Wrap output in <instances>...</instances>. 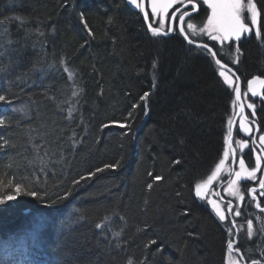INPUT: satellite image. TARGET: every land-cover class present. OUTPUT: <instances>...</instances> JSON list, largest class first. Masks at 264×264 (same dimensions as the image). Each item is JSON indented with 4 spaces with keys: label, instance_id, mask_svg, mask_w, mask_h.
Returning <instances> with one entry per match:
<instances>
[{
    "label": "trees",
    "instance_id": "1",
    "mask_svg": "<svg viewBox=\"0 0 264 264\" xmlns=\"http://www.w3.org/2000/svg\"><path fill=\"white\" fill-rule=\"evenodd\" d=\"M255 3L261 36L237 62L247 78L264 77ZM0 53L13 102L0 106V196L16 195L11 181L43 199L0 206V264H93L100 248L99 264H226L225 225L194 195L223 159L233 111L209 56L178 32L152 37L124 0H0Z\"/></svg>",
    "mask_w": 264,
    "mask_h": 264
},
{
    "label": "snow or ice",
    "instance_id": "2",
    "mask_svg": "<svg viewBox=\"0 0 264 264\" xmlns=\"http://www.w3.org/2000/svg\"><path fill=\"white\" fill-rule=\"evenodd\" d=\"M182 2V0H181ZM129 3L133 6H135L136 9H139L142 13L145 19L148 18L149 12L145 8V4L143 0H129ZM177 3V0H151V13L154 16L161 17L159 23V27H153L150 23L148 25L149 29L154 35H168L169 32H171L173 29L169 28L168 31H164V23L165 19L168 18L169 9L173 7L174 4ZM187 3L192 6V11H196L199 7V5L196 3V0H187ZM202 3L204 5H207V8L211 10V14L207 16V22L203 25V27H200L197 30V25L192 22L185 21L186 17L190 18V13L187 10H184L181 12V14L178 17L179 22V28L178 31L180 34L184 35L185 39L188 38V33L185 31V25L187 29L193 30V33L196 36H202L207 35V37L212 41H218L220 44H223L225 41H235L237 42V47L235 49L237 55H236V61L239 60V47L238 42L241 40V37L245 35L255 34L256 37L261 36V29H260V17H261V10L257 7V4L255 3V0H202ZM181 10L177 8L175 12H173L171 19L176 20V12H180ZM247 14V22H245ZM14 19L20 21L21 23H24L23 19L21 17H14ZM255 26V27H253ZM188 43H194L193 40H188ZM200 48H202L205 52H211L209 49L208 44H201L199 45ZM0 55H3V53H0ZM211 55L213 57L216 56L215 52H211ZM215 63L220 66L219 76L223 77L224 81L228 85H233L235 83L233 77H235V73L232 72V69L228 68L226 64H222L220 60H215ZM153 67H155V62L153 64ZM66 72H68V68L65 67L64 69ZM0 71H7V68H0ZM231 73V75H229ZM73 73L69 72V76L71 77ZM238 80V77H236ZM259 83L260 85L264 86V79H261L260 77H254L252 80L248 81V86L250 89H252V94L257 95V92L255 91L254 85ZM154 86V85H153ZM233 91L235 93V101H233V104L240 101L241 98V90L239 86H236L233 88ZM73 95H76V93H73ZM148 93H144V95L141 97V100H146L148 97ZM246 95V94H245ZM260 95L264 96V92L260 93ZM0 102H4L5 104H11V101L7 99L5 95H0ZM248 108L253 110V115L255 113V105L248 104ZM15 111V109H14ZM19 111H23V109H19ZM244 112V105L240 104V113L242 114ZM71 114V113H69ZM131 115V113H129ZM232 120L229 119L228 121V129H227V148L223 152V159L219 160V163L215 166V171L211 173L207 177L206 180L203 182L195 183L194 186V195L195 197L204 200L205 203L210 204L211 207L215 210L216 215L219 217L220 221H228L230 225L235 226L236 220L230 219L226 215L225 211L221 209V205L217 202L216 199H206V195L209 189V186L213 184L215 180H217L218 174L221 172V169L225 165L226 161L229 159L230 152L232 154V163L235 164L237 162L236 157V151L237 149L233 147V141H232ZM7 126V121L3 117L2 114H0V127ZM122 127H127V125H121ZM240 129L243 130L245 133H251L252 129L248 127L247 124H245L243 121L240 122L239 125ZM259 140L261 141V151H264V135H261L259 137ZM241 149L248 148L249 145L247 141L245 140H239L236 142ZM9 146V142L7 140L3 141V144H0V149H3L4 147ZM29 165L32 164V161H27ZM41 164H44V161L41 159ZM175 163L179 164L180 161L177 160ZM239 171H234L235 179H229L227 184L226 191L229 192L231 196L237 197L240 201H243L245 199L244 195L241 193V191L238 188V182L244 178V179H256V173L258 170H260L261 166V157L257 155L255 157V167H253L251 170H249L245 165V160L243 159V156L241 154L239 160ZM118 165H105L106 168H115ZM40 172H44V168L41 167L39 169ZM97 172L102 171V169H97ZM93 173L92 175H94ZM151 175V173H149ZM229 175H233V172L230 171ZM37 181L39 180V177L37 176L35 178ZM83 179V178H82ZM162 177L157 175L154 177V181L161 180ZM4 186L3 179L0 178V187ZM8 186H10L16 195L7 194L0 196V206H6L8 201H14L16 199V196L21 194V192H24L26 195L31 197H37L38 199H41L43 202V199L35 190H29L26 188L23 184L16 183L12 184L11 181L8 182ZM153 184H148L147 188L152 189ZM259 187L260 189L264 190V179L259 180ZM253 194V198L255 199V193L256 189L252 188L249 190ZM213 195L219 196V193H213ZM261 196H264V191L260 193ZM53 203H48V207H52ZM147 203V202H146ZM257 207H260V204H256ZM227 212L232 214L233 213V207L231 202L227 205ZM187 214V211L184 213ZM241 215V212L237 209L234 212L235 217H239ZM108 217H105V220H108ZM39 226V225H38ZM97 229L103 230L104 224L98 223L95 225ZM241 228L245 227L244 225L240 226ZM246 235L248 238H251L254 232L253 228V222L252 220L246 221ZM227 231L229 232L230 236L232 235L233 229L232 227L227 228ZM240 231V228L236 229V233L238 235ZM261 238L264 239V224L261 225ZM114 236H120V232H116L113 234ZM194 234L189 233V236H192ZM236 243L235 239L230 238L226 245V253H227V264H242L243 261V253L240 251L239 247L234 248V244ZM151 244H156V240H152L149 242L148 245H145V247H149ZM251 252V249L248 250ZM236 253L240 259H237L236 256L233 255V253ZM106 254V249L100 248V255L96 257V260L93 262V264H99V261L103 255ZM261 258L264 259V250L260 251ZM148 260L147 255L143 257L140 264H146ZM128 264H132V261L129 260ZM243 264H247L246 261H243ZM251 264H261L260 260H252Z\"/></svg>",
    "mask_w": 264,
    "mask_h": 264
},
{
    "label": "bare ground",
    "instance_id": "3",
    "mask_svg": "<svg viewBox=\"0 0 264 264\" xmlns=\"http://www.w3.org/2000/svg\"><path fill=\"white\" fill-rule=\"evenodd\" d=\"M125 1V0H124ZM146 2H144V4H145V8H146V10L149 12V16H148V21H144V23H145V25H146V28H147V31L150 33V35L152 36V37H156V36H161V37H166V38H168V37H171V36H163V35H154L152 32H151V30L149 29V27H148V25L151 23L152 24V26L153 27H159L160 26V23H159V19L157 18V17H155V16H152V13H151V8H150V4H149V1L150 0H148V2H147V0H145ZM125 3L127 4V6L130 8V9H132L133 11H136V12H138L139 14H141L142 15V17H143V13L139 10V9H136L135 8V6H132V7H134L135 9H133L132 7H131V5H129L126 1H125ZM174 6H175V4L173 5V8H174ZM207 6V5H206ZM181 11L180 12H178L177 14H176V16H177V19H178V17H179V15L181 14V12H183L184 11V9H185V7L184 6H181V7H178ZM177 9V8H176ZM175 9V10H176ZM209 14H207V12L206 11H203V14H200V15H198L197 13L199 12V7H198V9L196 10V11H192L193 13H191V11H188L189 13H190V18L189 17H186L185 18V21H186V23L187 22H192V23H194V24H196L197 25V30L200 28V27H203V25L205 24V22L207 21V16L208 15H210L211 14V10L209 9ZM169 12H170V9H169ZM173 12H175V11H173ZM173 12L172 13H169L168 14V16H169V19L167 18V22L169 23V26H168V24L165 22L164 23V31H168V29H169V27H170V24H171V17H172V14H173ZM195 14H197V15H195ZM144 19V18H143ZM175 20L174 21V30H175V27H176V29H177V32H179L178 31V25H179V22H178V20ZM245 22H247V14H246V19H245ZM253 27H255V26H253ZM185 31H186V33H188L189 35H188V37H189V39L190 40H193L194 41V43L193 44H189V43H187L186 42V40L181 36V34H180V36L182 37V39L184 40V42L188 45V46H190V47H192V48H194V49H198V50H201V51H203L207 56H209L212 60H213V62L215 63V61H214V57L211 55V53L210 52H205L202 48H200L199 47V45H201V44H208V46H210L213 50H214V52L217 54V56H218V58L220 59V61L221 62H223L224 64H226V65H228L229 67H231L233 70H234V72H235V75H236V77H238V80L240 81V90H241V100H242V104L244 105V112L241 114L240 113V103L239 102H236L235 104H233L232 105V107H233V111H232V114H231V116H230V118L229 119H231L232 120V122L234 123L235 122V124H234V128H237V121H236V116L238 115V116H240V115H242L241 117L243 118V122L245 123V124H247L248 125V127L250 128V126L251 127H253V128H255L256 129V132L258 133L259 131H261L263 134H264V128H262V125H261V119H260V114H259V112L263 109V107H264V102L259 98V97H257V98H254V97H252L251 95H250V90H249V87H248V81L249 80H251V79H253L254 77H260V78H262V79H264V77L263 76H261V75H253V76H251V77H249V78H247V77H244L241 73H240V71L237 69V61H236V55H237V53H236V51H235V49H236V47H237V42H235V41H225L223 44H220V42H218V41H212V40H210L208 37H207V35L205 34V35H202V36H196L194 33H193V30H191V29H187V27H186V25H185ZM252 36H255V34L253 33V34H250V35H245V36H243V37H241V40L238 42V47H239V57H240V46H241V44L244 42V41H246V40H249ZM225 59V60H229V62H227V61H225V60H223V59ZM215 65H216V67L218 68V70L220 71V67L215 63ZM229 75H231V73H229ZM236 77H233V79H234V81H235V83L233 84V85H229V86H231L232 87V89L234 88V87H236V86H238V80L236 79ZM223 78V77H222ZM224 80V79H223ZM245 93H246V95H248L252 100H254V101H259L261 104H262V106H261V108L258 106V109H259V112H258V115H259V118H256L255 117V119H251V117L249 118L248 116H247V114H246V105H245ZM233 95H234V101H235V93H234V91H233ZM12 104H13V102H11ZM3 105H6L5 103H0V106H3ZM239 113V114H238ZM235 114H236V116H235ZM233 125V124H232ZM255 143V145H256V147L259 149V151L260 152H258V153H261V166L260 167H262L263 165H264V160H263V158H264V151H261V145H259V143H257V142H254ZM256 155H259V154H257L256 153ZM262 156H263V158H262ZM245 165H246V167H248V164L245 162ZM262 179H264V174H263V177H262ZM240 182V181H239ZM257 185H259V182H258V184ZM257 189H260V187H257ZM257 191V190H256ZM258 191H262V189H260V190H258ZM250 194L252 195V197H253V194L250 192ZM226 196V195H225ZM247 199V198H246ZM245 199V200H246ZM254 199V198H253ZM244 200V201H245ZM223 201H225V199H223ZM254 201H255V211H254V215L252 216L250 213L252 212V210H253V208H252V206L251 205H247L246 206V209L244 210V218H246L245 220L247 221V220H252V222H253V228H254V232H253V235L252 236H254L255 234H258V228L259 229H261V225L262 224H264V206L261 208V202L259 201V198H258V195H257V193H255V199H254ZM220 205H221V209L223 210V202H219V201H217ZM236 201L235 200H232L231 201V204H232V206H234V207H237L238 206V204H237V202L235 203ZM253 203V202H252ZM257 203H259L260 204V207H257L256 206V204ZM241 207L243 208V206H244V202H242L241 204ZM254 205V204H253ZM208 206L210 207V209L212 210V212L214 213V215L219 219V217L216 215V213H215V210L211 207V205L210 204H208ZM226 215L228 216V215H232V214H230V213H226ZM254 218H257V222L254 220ZM232 219V218H231ZM224 225H225V228H226V230H227V224H226V222L227 221H221ZM246 224V223H245ZM235 229H237L236 228V225L235 226H233ZM19 228V230H20V227H18ZM247 231V230H246ZM2 233H7V231H3ZM227 234H228V240H229V232L227 231ZM241 235V234H240ZM240 235H236V236H234L232 239H235V241H236V243L234 244V248L235 247H239L240 248V251L243 253V261H246L247 262V264H251V261L252 260H255V258H256V256H250V255H246L244 252H243V250L241 249V247L238 245L239 244V241L240 240H242L243 238L242 237H240ZM245 236H247V235H245ZM242 238V239H241ZM228 242V241H227ZM227 255V254H226ZM233 255L234 256H236V258L237 259H240V257L234 252L233 253ZM13 260H17V262L19 263V262H24V261H26V260H24L23 259V257H20V258H17L16 259V257L15 256H13V254H11L10 256H9V259H8V261L9 262H11V261H13ZM250 262V263H249ZM27 264H36V262H33L32 260H28V262H27ZM226 264H227V256H226Z\"/></svg>",
    "mask_w": 264,
    "mask_h": 264
},
{
    "label": "flooded vegetation",
    "instance_id": "4",
    "mask_svg": "<svg viewBox=\"0 0 264 264\" xmlns=\"http://www.w3.org/2000/svg\"><path fill=\"white\" fill-rule=\"evenodd\" d=\"M147 2H148V0H147ZM196 3L199 5V12L197 13L198 15L203 14V11H206L207 14H209L210 11L207 8V6L202 3V0H196ZM181 6L185 7L184 10L192 12V6L187 3V0H182V2H181V0H177V3L175 4L174 8L172 7L170 9L169 13H172L173 11H175L176 8L181 7ZM197 14H195V15H197ZM152 16H154V15L152 14ZM155 17H157L160 21L161 17H159V16H155ZM168 19H169V16H168ZM165 22L169 26L167 19H165ZM176 32H177V29L175 27L174 33H176ZM244 96H245V105H246L247 116L249 118L251 117V119L252 118L255 119V117L259 118L258 106L261 108L262 104L259 101L252 100L248 95H244ZM248 104L255 105L254 115L252 114L253 110L247 107ZM235 116H236V114H235ZM241 116L242 115L237 117L236 121L238 124H237V128L234 129L233 138H232L233 147H235L237 149V151H236L237 162L235 164L232 163V154L230 152L229 159L226 161L225 165L221 169V172L218 174L217 180H215L213 182V184L209 186V189H208V192L206 195V199L207 200L216 199L220 203L223 202V210L225 211V213H228L227 212V205L229 202H231L232 200H235L237 202L238 206L237 207L232 206L233 207V213H232V215H228V217H229V220L231 218L232 219L234 218L236 220V228H240L238 235L241 234L240 237H242L243 239L241 238L242 240L239 241L238 245L241 247V249L243 250V252L246 255L256 256L255 260H260L261 264H264V259H262L261 255H260V251L264 250V239L261 238V236H262L261 229L258 228V230H257L258 234H255L251 238H248V236H245L246 235V224H245L246 218H244L245 217L244 216V210L246 209L247 205H251L253 208L252 212L250 213L252 216L254 215V211L256 210L255 209V201H254L252 195L250 194V191H249L250 189L255 188L257 190L256 193L258 195L259 201L261 202V208L264 206V196L260 195V193L264 190L258 191L260 189H257V187H259V185H257V184H258L259 180L262 179L263 174H264V165L262 167H260V170L257 171L255 180H251V179L246 180V179L242 178L240 180V182H238L239 190L244 195L245 199L247 198L246 200L244 199L245 201L244 200L240 201L237 197L231 196L229 194V192L226 191V187H227L229 179H235L234 171H239L238 160H239L241 154H242L245 162L248 164L247 168L249 170H251L253 167H255V157L257 156L256 153L259 154V156H261V153H258L260 151L256 147L254 142H257V143H259V145H261V141L259 140V137L261 135H264V134L261 131H259L257 133L256 129L251 127V126H250V128L252 129V131L250 134L245 133L243 130H241L239 127L240 122L243 121V118ZM239 140L247 141L249 147L241 149L239 147V145L236 143ZM262 158H263V156H262ZM263 160H264V158H263ZM230 171L233 172V175H231V176L229 175ZM214 192L219 193V196L213 195ZM223 199H225V201H223ZM242 202H244L243 208L240 205ZM237 209L241 212V215L239 217L234 216V212ZM254 220L257 222V218H254ZM226 224H227L228 228L232 227L233 232H232L231 236L229 234V239L233 238L234 236L237 235L236 229L232 225H230V223L228 221L226 222ZM241 225H244L245 227L241 228L240 227ZM249 249H251V252L248 251ZM242 264H243V261H242Z\"/></svg>",
    "mask_w": 264,
    "mask_h": 264
},
{
    "label": "water",
    "instance_id": "5",
    "mask_svg": "<svg viewBox=\"0 0 264 264\" xmlns=\"http://www.w3.org/2000/svg\"><path fill=\"white\" fill-rule=\"evenodd\" d=\"M129 5H131L130 3H129V0H125ZM143 2H146L145 0H143ZM149 4H150V8H151V0L149 1ZM133 5H131V7H132ZM133 9H135L134 7H132ZM178 12H176V14H177ZM191 13H193V12H191ZM143 18H144V16H143ZM144 21L146 22V21H148V19H145L144 18ZM174 21L175 20H171V24H170V27L169 28H172L173 30L171 31V32H169V34L168 35H166V36H171L172 34H173V32H174ZM178 28H179V25H178ZM163 36H165V35H163ZM181 36L185 39V37H184V35H182L181 34ZM186 40V42L188 43V40H190L189 39V37L187 38V39H185ZM190 44V43H189ZM191 44H193V43H191ZM209 49L211 50V52H214V50L209 46ZM210 52V53H211ZM220 60L219 58H218V56H217V54H216V56L214 57V61L215 60ZM222 64H224L223 62H221ZM218 65V64H217ZM219 66V65H218ZM228 66V65H227ZM220 67V66H219ZM228 68H230V69H232L231 67H229L228 66ZM232 72H234V70L232 69ZM235 73V72H234ZM235 77H236V75H235ZM262 79V78H261ZM252 80V79H251ZM250 81V80H249ZM238 86L240 87V81L238 80ZM249 87V86H248ZM254 88H255V91L257 92V95H253L252 94V89H250L249 88V90H250V95L252 96V97H254V98H257V97H259L263 102H264V96H262V95H260V93H262V92H264V86H262V85H260L259 83H257L256 85H254ZM240 104H242V100H241V98H240V101H238ZM239 114V113H238ZM237 117H238V115L236 116V120H237ZM234 124H235V122L233 123V125H232V127H233V129H234ZM233 133V132H232ZM29 211L27 210V211H25V213H28ZM11 226V225H10ZM9 226V227H10Z\"/></svg>",
    "mask_w": 264,
    "mask_h": 264
},
{
    "label": "rangeland",
    "instance_id": "6",
    "mask_svg": "<svg viewBox=\"0 0 264 264\" xmlns=\"http://www.w3.org/2000/svg\"><path fill=\"white\" fill-rule=\"evenodd\" d=\"M206 22H207V21H206ZM206 22H205V23H206ZM226 189H227V187H226Z\"/></svg>",
    "mask_w": 264,
    "mask_h": 264
}]
</instances>
